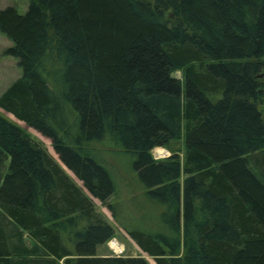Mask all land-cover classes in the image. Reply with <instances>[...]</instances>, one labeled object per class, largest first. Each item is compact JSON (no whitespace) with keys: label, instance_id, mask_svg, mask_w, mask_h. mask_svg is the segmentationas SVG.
I'll use <instances>...</instances> for the list:
<instances>
[{"label":"trees","instance_id":"obj_1","mask_svg":"<svg viewBox=\"0 0 264 264\" xmlns=\"http://www.w3.org/2000/svg\"><path fill=\"white\" fill-rule=\"evenodd\" d=\"M21 76L0 95V264H150L99 254L133 159L162 230L121 223L154 264H264V0H29L0 9ZM181 76L176 77L175 73ZM183 138L182 162L152 150Z\"/></svg>","mask_w":264,"mask_h":264},{"label":"rangeland","instance_id":"obj_2","mask_svg":"<svg viewBox=\"0 0 264 264\" xmlns=\"http://www.w3.org/2000/svg\"><path fill=\"white\" fill-rule=\"evenodd\" d=\"M28 3L29 0H0V9L6 6H14L19 13H24L27 10ZM11 45L12 41L0 32V95L7 86L21 76V68L18 65V59L14 56L4 54V50ZM175 76L180 77V72H176ZM0 114L18 124L37 140L43 142L52 156L57 160V155L52 153L53 149L50 139L28 127L23 122L12 118L8 113L1 109ZM88 148L90 152L109 170L116 184V193L114 197L111 198L110 202L115 205L117 221L112 217L110 211L106 207L101 206L100 202L97 199H94L97 209L103 212L114 227H116L115 237L108 241L107 244L99 246L98 252L133 256L140 253L150 264H154L153 259L139 250L137 245L131 240L121 226V223H123L129 227L137 226L151 232L162 230V224L160 221L161 209L144 196L142 186L138 182L132 168V157L108 142H95L90 144ZM162 148L158 147L152 151L153 158L156 157L155 159H159L174 153L182 162L185 151L183 138L173 140L169 143L168 147ZM154 152L156 155L153 154ZM157 153H163L166 155L157 156ZM77 183L80 182L77 181ZM115 241L121 246L119 249L122 250L119 252L114 251L110 247V245L115 247L113 245L116 243ZM115 249H118V247H115Z\"/></svg>","mask_w":264,"mask_h":264},{"label":"bare ground","instance_id":"obj_3","mask_svg":"<svg viewBox=\"0 0 264 264\" xmlns=\"http://www.w3.org/2000/svg\"><path fill=\"white\" fill-rule=\"evenodd\" d=\"M7 113V112H6ZM9 114V113H8ZM12 118H14L11 114H9ZM15 119V118H14ZM156 148V147H155ZM159 148H162V147H159ZM53 149V148H52ZM162 149H164V148H162ZM154 150V149H153ZM152 150V151H153ZM159 150V149H158ZM165 150V149H164ZM157 151V150H156ZM166 151V150H165ZM158 152V151H157ZM161 152V151H160ZM54 155H55V153H54V150H53V152H52ZM154 154H155V152H154ZM156 155V154H155ZM164 155H166V154H163V153H157V156H164ZM69 174H71L70 172H69ZM72 175V174H71ZM73 176V175H72ZM116 242V241H115ZM117 244V245H116ZM115 247H118V249H115V247H113V246H111L110 245V247L114 250V251H117V252H119V251H121L122 249H119V247H121L119 244H118V242H116V243H114L113 244Z\"/></svg>","mask_w":264,"mask_h":264},{"label":"water","instance_id":"obj_4","mask_svg":"<svg viewBox=\"0 0 264 264\" xmlns=\"http://www.w3.org/2000/svg\"><path fill=\"white\" fill-rule=\"evenodd\" d=\"M57 161L65 168V170L67 171V172H70L72 175H73V177H75L74 176V174L71 172V171H69L63 164H62V162L60 161V159L58 158V156H57ZM71 175V176H72Z\"/></svg>","mask_w":264,"mask_h":264},{"label":"crops","instance_id":"obj_5","mask_svg":"<svg viewBox=\"0 0 264 264\" xmlns=\"http://www.w3.org/2000/svg\"><path fill=\"white\" fill-rule=\"evenodd\" d=\"M73 177V176H72ZM75 180H76V182L78 181V179L77 178H75V177H73ZM79 182V181H78ZM80 185H81V183H79ZM99 254H105V253H103V252H98Z\"/></svg>","mask_w":264,"mask_h":264},{"label":"built area","instance_id":"obj_6","mask_svg":"<svg viewBox=\"0 0 264 264\" xmlns=\"http://www.w3.org/2000/svg\"><path fill=\"white\" fill-rule=\"evenodd\" d=\"M154 154V153H153ZM155 156V155H154ZM167 156V155H166ZM156 158V157H155Z\"/></svg>","mask_w":264,"mask_h":264}]
</instances>
